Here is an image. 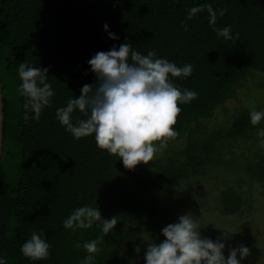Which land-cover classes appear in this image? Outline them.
<instances>
[{
	"label": "trees",
	"instance_id": "obj_1",
	"mask_svg": "<svg viewBox=\"0 0 264 264\" xmlns=\"http://www.w3.org/2000/svg\"><path fill=\"white\" fill-rule=\"evenodd\" d=\"M202 4L226 9L215 27L231 26L234 41L217 37L207 11L186 20L188 9ZM105 24L118 40L109 38ZM125 42L143 55L154 50L177 66L191 64V76L173 82L198 93L191 103L178 105L182 110L173 126L178 134L168 139L186 138L183 150L131 170L98 149L93 136L76 140L56 119L57 108L78 97L85 84H95L87 61ZM25 61L48 69L55 92L38 120L23 119L17 94V69ZM0 72V256L6 264H80L87 255L82 245L99 229L66 230L62 222L74 209L90 205L103 219L118 221L99 245L95 264H132L126 250L137 248L144 256L148 243L164 239L169 212L162 197L223 168L230 144L257 139V128L264 127V120L256 127L249 123L247 109L228 127L208 132L200 126L250 79L264 75V0H0ZM77 118L83 117L76 112L73 121ZM248 173L264 182V158L249 165ZM221 201L225 214H234L243 196L229 189ZM33 231H42L51 245L47 260L33 262L20 253Z\"/></svg>",
	"mask_w": 264,
	"mask_h": 264
},
{
	"label": "clouds",
	"instance_id": "obj_2",
	"mask_svg": "<svg viewBox=\"0 0 264 264\" xmlns=\"http://www.w3.org/2000/svg\"><path fill=\"white\" fill-rule=\"evenodd\" d=\"M204 11H207L209 26L217 37L234 41L231 26L215 27L217 17H223L226 9L214 10L211 4L194 6L188 9L186 20H192ZM183 28L188 30L186 23ZM104 30L110 39H119L109 31L107 24ZM87 63L95 84H85L78 97L70 98L66 106L57 108V121L76 140L93 136L96 147L109 156H117L126 169L147 165L158 150L167 146L169 138L177 136L173 126L182 110L178 105L189 104L198 97L196 91L181 89L173 82L174 78L191 76L192 65L177 66L158 58L154 50L143 55L126 42L118 48L113 45L106 52H96ZM17 76L20 81L17 94L23 99V119L38 120L55 95L47 82L48 69L25 61L19 63ZM76 112L83 118L74 122ZM262 120L264 110L249 112L252 126L256 127ZM256 135L259 146L264 148V127H258ZM117 223L116 216L103 219L98 207L90 205L74 209L63 220L62 226L66 230L91 229L93 226L99 229L95 239L82 245L87 255L80 264H95L99 245ZM161 234L164 239L159 244L148 243L144 264H241L249 255V248L240 245L232 248L225 258L223 241L228 237L225 232L215 240L203 237L197 219L191 213L181 215L175 223L163 227ZM50 248L44 233L33 231L21 245L20 253L33 262L43 261L49 258ZM0 264H6L3 256H0Z\"/></svg>",
	"mask_w": 264,
	"mask_h": 264
},
{
	"label": "rangeland",
	"instance_id": "obj_3",
	"mask_svg": "<svg viewBox=\"0 0 264 264\" xmlns=\"http://www.w3.org/2000/svg\"><path fill=\"white\" fill-rule=\"evenodd\" d=\"M260 76L250 79L245 88L200 126L211 132L228 127L242 109L264 110V75ZM186 142V138L168 140L167 146L158 150L152 161L172 155L174 151L180 153ZM229 151L231 155L227 151L223 168L204 178L181 183L162 197L165 210L169 212L163 223L167 226L175 223L179 216L191 213L203 237L215 240L225 232L228 236L223 241L225 258L232 248L244 245L249 248V255L241 264H264V182L251 178L248 173L249 165L255 167L264 158V148L259 146V138H255L231 143ZM229 189L243 196V204L234 214H225L221 201L222 193ZM140 253L139 249L131 247L124 256L130 257L132 264H144Z\"/></svg>",
	"mask_w": 264,
	"mask_h": 264
},
{
	"label": "water",
	"instance_id": "obj_4",
	"mask_svg": "<svg viewBox=\"0 0 264 264\" xmlns=\"http://www.w3.org/2000/svg\"><path fill=\"white\" fill-rule=\"evenodd\" d=\"M0 115H2V117H0V168H1L3 146H4V102H3L1 72H0Z\"/></svg>",
	"mask_w": 264,
	"mask_h": 264
}]
</instances>
